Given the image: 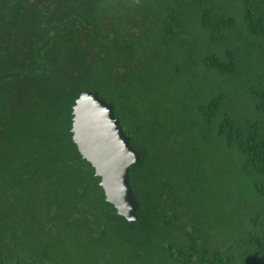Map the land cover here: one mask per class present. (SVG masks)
I'll use <instances>...</instances> for the list:
<instances>
[{
	"label": "trees",
	"instance_id": "trees-1",
	"mask_svg": "<svg viewBox=\"0 0 264 264\" xmlns=\"http://www.w3.org/2000/svg\"><path fill=\"white\" fill-rule=\"evenodd\" d=\"M214 1L0 0V264H264L233 209L247 181L264 198V0ZM81 90L139 154L137 221L72 140Z\"/></svg>",
	"mask_w": 264,
	"mask_h": 264
},
{
	"label": "water",
	"instance_id": "water-1",
	"mask_svg": "<svg viewBox=\"0 0 264 264\" xmlns=\"http://www.w3.org/2000/svg\"><path fill=\"white\" fill-rule=\"evenodd\" d=\"M71 133L81 157L100 178L104 198L127 221H137L139 202L133 193L129 168L139 160L111 103L90 90H81L72 105Z\"/></svg>",
	"mask_w": 264,
	"mask_h": 264
},
{
	"label": "rangeland",
	"instance_id": "rangeland-1",
	"mask_svg": "<svg viewBox=\"0 0 264 264\" xmlns=\"http://www.w3.org/2000/svg\"><path fill=\"white\" fill-rule=\"evenodd\" d=\"M221 4L223 5V7L229 8L230 4L229 3H225L224 0H215L214 1V7H220ZM227 10V9H226ZM188 14V13H187ZM233 34V32H232ZM205 37L201 36V39L203 40ZM260 53L264 56V48L260 51ZM193 70V69H192ZM209 80H212V77H205L202 76V78H200V82H199V86H198V90L199 89H203L206 84L209 82ZM240 101V99L237 96L231 97L230 102H232L233 104H236ZM248 108V109H247ZM247 109V115L249 118H254V113L253 111L250 109V107H248V105L246 106ZM209 144H206V148H209ZM254 176V178L256 179V181H263L264 180V175L260 178L259 175H255L252 174ZM249 186V191L246 190V198L244 199L243 202H240L238 204H233L234 205V217L236 222H240L242 221V227L243 229H249L251 224H248V222L246 220H249L250 217H253L256 219V223L259 227V229H263L264 228V198L263 196H261L260 194H258L254 188V183H252V181H247L245 186ZM245 193V194H246ZM222 196L217 197L218 195H214V199L217 197L219 198L218 202L216 201V204H220L217 208L218 210H225L228 209V205H225V192L221 193ZM220 194V195H221ZM245 194L242 197L245 196ZM201 203V202H200ZM208 207V204L206 205ZM230 206V204H229ZM241 208V210H240ZM229 210V209H228ZM216 213L215 211H213V214ZM206 217V216H205ZM229 215L228 214H221V215H217V216H211V218L208 217V222H212V220L217 223L220 224V226L223 225V228L226 227V222L228 221ZM212 219V220H211ZM246 219V220H245ZM211 224V223H210ZM254 224V225H255ZM209 226V225H208ZM205 231V230H204ZM203 234L204 232L201 231ZM264 231H260V233H262ZM127 248V247H126ZM234 252H237V248H233ZM121 255V256H120ZM125 256L123 250L120 251V254H117L116 256V264H128L126 262H124V257ZM262 259L264 260V257H262Z\"/></svg>",
	"mask_w": 264,
	"mask_h": 264
}]
</instances>
